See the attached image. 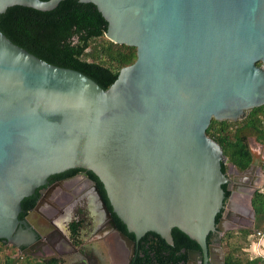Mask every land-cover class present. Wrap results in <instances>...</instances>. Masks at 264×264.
<instances>
[{
	"label": "water",
	"instance_id": "1",
	"mask_svg": "<svg viewBox=\"0 0 264 264\" xmlns=\"http://www.w3.org/2000/svg\"><path fill=\"white\" fill-rule=\"evenodd\" d=\"M62 1L0 0V15L14 6L48 12ZM78 1L94 4L108 23L105 37L135 47L137 59L105 90L0 32V240L42 259L21 251L44 237L19 218L22 202L49 177L82 169L103 184L112 211L86 177L124 264L149 232L173 245L175 228L200 246L190 260L224 264L221 245L208 237L232 225L252 229L243 224L241 186L263 165L249 143L251 167L231 165L235 186L226 198L228 159L207 130L213 120L239 121L264 106V0Z\"/></svg>",
	"mask_w": 264,
	"mask_h": 264
},
{
	"label": "trees",
	"instance_id": "2",
	"mask_svg": "<svg viewBox=\"0 0 264 264\" xmlns=\"http://www.w3.org/2000/svg\"><path fill=\"white\" fill-rule=\"evenodd\" d=\"M107 28V21L94 4L81 3L78 0L62 1L56 9L48 12L14 6L0 15V32L14 44L52 65L83 73L105 90L117 80L122 68L132 65L137 59L135 47L115 44L105 37ZM207 135L222 147L228 162L238 171L248 169L252 162L247 143L248 137L254 136L259 143L264 144V106L254 108L239 121L213 120ZM227 170V164H223L224 174ZM80 172L86 173L87 177L94 181L109 210L112 211L103 184L94 173L72 169L56 175V178L64 179ZM223 188L228 198L230 191L227 190L226 185ZM36 204L37 195L24 199L19 218L31 211ZM252 206L255 212V229L229 232L218 240L222 247L227 239L229 241L237 236L246 242L241 244L237 239L238 241L234 243H227L228 250L224 253V264H264L262 258H252L248 253L252 250L249 249L250 246L253 248V244L248 241L249 236L257 230H264V187L254 193ZM112 216L119 230L134 239V235L127 231L126 226L113 212ZM221 216V214L217 216L218 223ZM80 225L81 223H75L72 226L74 239L79 238ZM172 236L174 244L170 245L158 234L147 233L138 243L131 264H186L189 250H200L197 242L179 229H173ZM212 243L213 233L208 237V245ZM9 248L16 249L15 246L0 240V255ZM22 259L24 261L20 262L6 252L3 263L0 259V264L64 263L60 259L33 260L27 256Z\"/></svg>",
	"mask_w": 264,
	"mask_h": 264
},
{
	"label": "flooded vegetation",
	"instance_id": "3",
	"mask_svg": "<svg viewBox=\"0 0 264 264\" xmlns=\"http://www.w3.org/2000/svg\"><path fill=\"white\" fill-rule=\"evenodd\" d=\"M254 138L257 144L264 145L259 143L256 137ZM247 143H250L249 139H247ZM257 158L263 167L260 170V176L243 180L241 186V191L244 192L243 199L241 198L243 202H249L253 189L263 181L264 159L258 155ZM226 174L229 177L226 185L228 190L235 186L236 174L232 167L228 168ZM56 175L49 177L47 185L38 188L34 194L37 195V203L41 198L44 199L40 211L34 213L36 204L31 211L23 214L20 218L26 221L30 227L43 233L44 237L37 236V240L31 244L35 245L33 249L29 245L22 247L21 251L30 249L29 252L33 256L42 258L39 260L60 259L63 260V264H124L123 258L120 259L113 250L112 235L107 231V223L98 205L93 186L86 181V173L80 172L64 179L56 178ZM52 188L54 190L49 192ZM222 218L223 216H221ZM75 223H81L80 235L77 239H74L72 233V226ZM222 237L219 232L213 233V243L210 245L218 246V240ZM39 241L40 243H38ZM16 249L20 250L17 247ZM203 259L198 255L191 260L188 257L186 264L189 262L204 264Z\"/></svg>",
	"mask_w": 264,
	"mask_h": 264
},
{
	"label": "rangeland",
	"instance_id": "4",
	"mask_svg": "<svg viewBox=\"0 0 264 264\" xmlns=\"http://www.w3.org/2000/svg\"><path fill=\"white\" fill-rule=\"evenodd\" d=\"M248 139H249V142H250L251 147L256 152V154L258 156H260V158L264 159V145L257 144L255 138L253 136H251V135L248 137ZM226 164H227L228 168L230 169L231 168V164L228 161L226 162ZM262 178H263V181H262V183L260 185H258V187L259 186H263L264 187V185H262V184H264V171L262 173ZM263 187H259V189H263ZM244 207L247 210L246 212L248 214L246 215V222H244L243 224H244V226H250L252 228V229H249V230H254L255 229V226H256V221L252 219L251 210L249 208V202H244ZM243 224L241 226H243ZM60 226H62V225L60 224ZM239 227H240V225L237 226V227L234 226V225H232V226L228 227V231L225 234H227L229 232H235V231L244 229V228H239ZM257 232L264 233V230H257L256 233L252 234L254 236H249V239H248V241L250 242L251 245L253 244L254 241L257 244H259V246L254 245L253 248L251 246L249 248V249H252L251 251H248L250 257H252V258H258V257H260L259 256V254H261L260 251L261 250H264V241L263 242L261 240L259 241L260 238L256 236ZM237 237L232 238L229 241H227L228 240L227 239L225 245L223 247L221 246L222 247L223 254L228 250V247L226 246V244L229 243V242L234 243L235 241H238L237 239H239V243H241V244H245L246 243L244 240H241L240 236H237ZM6 252L7 253H10L13 256V258L19 259L20 262L24 261V259H22V258L25 255H22V254L19 255L18 254L19 252L17 251V249L9 248ZM6 252L5 253H2L0 255L1 256L0 257L1 263H3L2 262L3 261V256L6 254ZM27 257H29V256H27ZM31 259H33V260H39V259H36V258H33V257H31ZM20 262H18V263H20Z\"/></svg>",
	"mask_w": 264,
	"mask_h": 264
},
{
	"label": "built area",
	"instance_id": "5",
	"mask_svg": "<svg viewBox=\"0 0 264 264\" xmlns=\"http://www.w3.org/2000/svg\"><path fill=\"white\" fill-rule=\"evenodd\" d=\"M251 236H254V235H251ZM256 236L260 238L259 241L260 240L262 241L264 238V233L257 232ZM254 245L259 246V244H257L255 241L253 242L252 246L254 247ZM260 252H261V254H259V256H260V258H262L264 260V251H260Z\"/></svg>",
	"mask_w": 264,
	"mask_h": 264
},
{
	"label": "crops",
	"instance_id": "6",
	"mask_svg": "<svg viewBox=\"0 0 264 264\" xmlns=\"http://www.w3.org/2000/svg\"><path fill=\"white\" fill-rule=\"evenodd\" d=\"M264 241V239L262 240V242ZM261 250V249H260ZM261 251H264V250H261Z\"/></svg>",
	"mask_w": 264,
	"mask_h": 264
}]
</instances>
